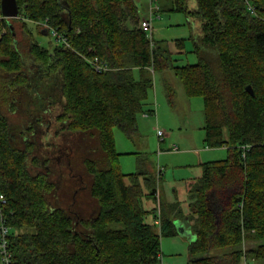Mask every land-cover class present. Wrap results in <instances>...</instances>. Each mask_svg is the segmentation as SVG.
<instances>
[{"label": "trees", "instance_id": "obj_1", "mask_svg": "<svg viewBox=\"0 0 264 264\" xmlns=\"http://www.w3.org/2000/svg\"><path fill=\"white\" fill-rule=\"evenodd\" d=\"M156 1L159 12L199 20L196 64L172 65L164 42H151L139 27L135 0H16L20 44L0 0V193L13 264H158L161 237L178 235L174 222L183 219L195 236L188 264H241L243 258L264 264V0H248L255 14L243 0H193V9L188 0ZM29 24L38 33L46 24L66 44L41 47ZM175 46L182 50L183 40ZM203 50L216 53L218 71ZM95 58L109 70L95 71ZM35 66L41 79L60 74L55 101L64 129L98 142V151L83 161L88 197L96 202L91 216L77 219L52 205L53 168L34 154L27 137L20 139L24 147L13 142L7 115L18 97L35 95L27 73ZM168 69L187 97L202 98L207 147L228 152L225 160L202 164L201 175L186 186L187 211L177 201L161 209L155 189L160 178L145 169V157L143 169L121 173L112 132L118 128L128 138L137 133L139 115L153 112L146 108L150 73ZM45 97L43 102L51 99ZM149 197L158 202L151 222L143 205Z\"/></svg>", "mask_w": 264, "mask_h": 264}, {"label": "rangeland", "instance_id": "obj_2", "mask_svg": "<svg viewBox=\"0 0 264 264\" xmlns=\"http://www.w3.org/2000/svg\"><path fill=\"white\" fill-rule=\"evenodd\" d=\"M135 3L141 19L147 18L150 1L135 0ZM188 7L194 8L193 0H188ZM13 24L20 44L23 42V33L19 21L14 19ZM39 26L42 30L43 27ZM29 28L35 42L41 47L50 49L57 45L51 35L38 33L33 24H29ZM147 34L152 42H164L171 53L172 65L183 66L198 62L194 51L195 42L200 36L198 19L188 18L182 12H158ZM176 40H183L182 50L176 48ZM20 50L24 54V49ZM203 56L211 68L218 71L216 53L203 50ZM27 73L35 95L30 98L27 95L18 97L14 102V110L8 112L13 142L18 147H24L23 143L20 144V139L24 141V137H27L34 143V154L37 153L41 159L48 161V169L53 168L49 179L57 187L50 199L52 205L57 204L58 207L71 210L77 219L91 216L96 210V202L88 197L91 180L83 161L86 157H93L98 151V142L82 132L65 130L66 122L58 119L62 111L55 101L60 95L59 73H51L41 79L36 66L27 69ZM150 74L153 88L149 92L146 108L153 112L139 115L137 133L132 138H128L118 128L112 130L115 151L120 154L118 167L123 174L136 173L143 169L140 161L145 157V169L160 178L156 179L155 189L161 209L167 203L177 201L183 211H187L186 186L201 175L202 164L225 160L228 152L226 148L209 149L204 142L202 98L187 97L173 70L151 71ZM169 92L172 94L171 99ZM45 96H50L51 99L43 102ZM46 131L48 133L40 137ZM158 132L163 134L162 138L158 136ZM175 148L176 151H173ZM143 205L147 212H151L146 216V220L151 222L152 212L158 202L149 197L143 200ZM156 213L158 214L157 208ZM160 247L162 258L158 264H188L191 261L188 242L179 235L161 237Z\"/></svg>", "mask_w": 264, "mask_h": 264}, {"label": "built area", "instance_id": "obj_3", "mask_svg": "<svg viewBox=\"0 0 264 264\" xmlns=\"http://www.w3.org/2000/svg\"><path fill=\"white\" fill-rule=\"evenodd\" d=\"M149 1H150V7L148 10V17L145 19H142L139 23V27L147 33L151 29L154 16H156V14L159 12V6L157 5V1L156 0H149ZM243 1L246 5L247 10L250 12V14H255L254 12L255 10L253 6L251 5V3L248 0H243ZM41 26L43 27V29L47 30V33H49V35H51L57 43L66 44V40L61 35L57 34L54 30L49 29L46 24H43ZM90 63L93 66L94 70L97 72H105L109 70L106 64L100 63L96 58L90 61ZM157 134L159 137L162 138L163 134L161 132H158ZM173 151H176V148ZM5 204H6L5 198L0 193V264H13L12 253L10 252V249H9V238L8 237H9L10 232H9V228L4 223V216H3V210L5 207ZM241 264H246L244 258Z\"/></svg>", "mask_w": 264, "mask_h": 264}, {"label": "water", "instance_id": "obj_4", "mask_svg": "<svg viewBox=\"0 0 264 264\" xmlns=\"http://www.w3.org/2000/svg\"><path fill=\"white\" fill-rule=\"evenodd\" d=\"M1 13H2V16L4 18L9 19V20L18 18V14L19 13H18V6H17V3H16V0H1ZM46 33H47V30H46ZM246 91L251 96L254 95L253 90L251 89V87L248 86L246 88ZM174 225H175L176 230L178 231V233L182 234L183 233V229L179 225V222L175 221ZM191 261H193V260L191 259Z\"/></svg>", "mask_w": 264, "mask_h": 264}, {"label": "crops", "instance_id": "obj_5", "mask_svg": "<svg viewBox=\"0 0 264 264\" xmlns=\"http://www.w3.org/2000/svg\"><path fill=\"white\" fill-rule=\"evenodd\" d=\"M42 34L46 35V30L42 28L41 31ZM179 222V225L182 227L183 229V233L179 234L177 231V234L179 236H181L182 238H185L186 241L188 242V244L193 241L195 239V236L192 234L191 232V226L189 224V221L187 219H183V220H177ZM155 223L157 224V221L155 220Z\"/></svg>", "mask_w": 264, "mask_h": 264}]
</instances>
